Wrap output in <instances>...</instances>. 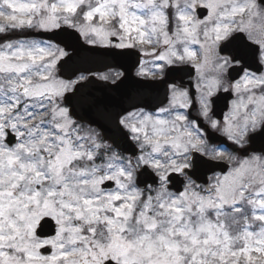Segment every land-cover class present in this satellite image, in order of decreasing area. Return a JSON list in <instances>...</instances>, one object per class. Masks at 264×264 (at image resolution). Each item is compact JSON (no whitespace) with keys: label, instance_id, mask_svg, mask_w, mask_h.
Instances as JSON below:
<instances>
[{"label":"snow or ice","instance_id":"6c2138e0","mask_svg":"<svg viewBox=\"0 0 264 264\" xmlns=\"http://www.w3.org/2000/svg\"><path fill=\"white\" fill-rule=\"evenodd\" d=\"M0 264H264V0H0Z\"/></svg>","mask_w":264,"mask_h":264},{"label":"water","instance_id":"95a60500","mask_svg":"<svg viewBox=\"0 0 264 264\" xmlns=\"http://www.w3.org/2000/svg\"><path fill=\"white\" fill-rule=\"evenodd\" d=\"M78 63L81 69L87 67L92 72L103 71L109 68H118L125 72L127 78H122L123 83H119L118 86L113 85L110 82L98 80L94 81L88 86V90L91 91L94 96L105 101L109 105L118 106L121 103L126 104L130 97L135 96L136 93L141 90L140 85L136 83V78H134L132 75L134 67L129 66L124 61H120L119 63L111 61H104L101 63H86L84 61H79ZM121 64H123V67L120 66ZM97 118L101 117L97 116ZM102 122L105 121L102 120ZM213 134L217 135L216 133Z\"/></svg>","mask_w":264,"mask_h":264},{"label":"flooded vegetation","instance_id":"af4514ba","mask_svg":"<svg viewBox=\"0 0 264 264\" xmlns=\"http://www.w3.org/2000/svg\"><path fill=\"white\" fill-rule=\"evenodd\" d=\"M111 69V72L112 73H115V72H117V71H120V72H123L122 70H120V69H118V68H110ZM109 71V69L108 70H106V71H102V72H105V73H107ZM134 73H135V67H134V69H133V71H132V75L134 76ZM134 78H135V76H134ZM110 83H111V81H109Z\"/></svg>","mask_w":264,"mask_h":264}]
</instances>
